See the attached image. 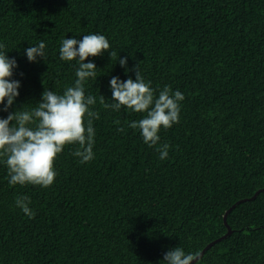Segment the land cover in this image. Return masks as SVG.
I'll list each match as a JSON object with an SVG mask.
<instances>
[{
    "label": "trees",
    "instance_id": "obj_1",
    "mask_svg": "<svg viewBox=\"0 0 264 264\" xmlns=\"http://www.w3.org/2000/svg\"><path fill=\"white\" fill-rule=\"evenodd\" d=\"M92 33L129 56L131 78L137 64L154 89L184 93L180 122L149 147L127 126L141 114L97 103L93 161L66 145L48 188L11 186L0 164V264H159L176 246L205 249L192 264H264V0H0L16 106L71 85L75 61L59 59L60 41ZM41 40L45 62H29L23 49ZM89 59L98 77L86 91L110 97L124 68L108 52Z\"/></svg>",
    "mask_w": 264,
    "mask_h": 264
},
{
    "label": "clouds",
    "instance_id": "obj_2",
    "mask_svg": "<svg viewBox=\"0 0 264 264\" xmlns=\"http://www.w3.org/2000/svg\"><path fill=\"white\" fill-rule=\"evenodd\" d=\"M108 52L110 60H119L126 79L112 76L109 80L111 96L99 97L86 91L90 81L96 80L97 64L89 57H98ZM29 62H45L47 45L44 41L23 49ZM59 59L75 61V79L62 92L45 89L35 107L16 106L20 96L21 80L14 78L19 67L16 57H10L3 42H0V164L6 168L11 186H51L57 176L54 162L66 145H78L72 155L79 163L95 159L94 121L100 119L96 109L99 103L105 110L118 112L121 108L141 114L138 120L128 122V128L138 130L144 144L157 146L160 130L169 129L180 122L184 93L170 86L154 89L146 80L138 65L135 79L128 75L133 69L126 67L129 56L119 57L111 49L109 39L100 33L62 38L59 44ZM21 75H23L21 73ZM11 109V111H10ZM123 131V129H118ZM170 145L157 147L158 158L164 161L169 156ZM27 195L14 199L15 207L29 218L35 216ZM197 257L183 247L176 246L164 252L159 264H192Z\"/></svg>",
    "mask_w": 264,
    "mask_h": 264
},
{
    "label": "water",
    "instance_id": "obj_3",
    "mask_svg": "<svg viewBox=\"0 0 264 264\" xmlns=\"http://www.w3.org/2000/svg\"><path fill=\"white\" fill-rule=\"evenodd\" d=\"M232 207H234V205H233ZM232 207H231V208H232ZM231 208H229L228 210H226V212H225L224 215H223V221H224V223H226V222H225V220H226V215H227V213L231 210ZM228 233H230V227L227 225V232H226V234H228ZM226 234H224V235L222 236V238H223ZM204 250H205V249H203L198 255H196L197 259L203 254ZM197 259H196V260H197ZM196 260H195V261H196Z\"/></svg>",
    "mask_w": 264,
    "mask_h": 264
}]
</instances>
